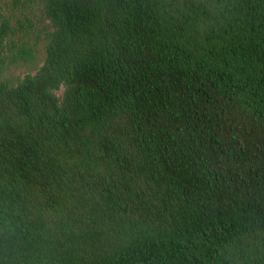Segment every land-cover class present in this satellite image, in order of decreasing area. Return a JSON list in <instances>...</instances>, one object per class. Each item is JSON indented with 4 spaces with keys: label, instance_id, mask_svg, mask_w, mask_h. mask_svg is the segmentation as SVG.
Listing matches in <instances>:
<instances>
[{
    "label": "trees",
    "instance_id": "1",
    "mask_svg": "<svg viewBox=\"0 0 264 264\" xmlns=\"http://www.w3.org/2000/svg\"><path fill=\"white\" fill-rule=\"evenodd\" d=\"M0 264H264V0H0Z\"/></svg>",
    "mask_w": 264,
    "mask_h": 264
},
{
    "label": "rangeland",
    "instance_id": "2",
    "mask_svg": "<svg viewBox=\"0 0 264 264\" xmlns=\"http://www.w3.org/2000/svg\"><path fill=\"white\" fill-rule=\"evenodd\" d=\"M32 66L30 65H21L18 68L11 69L14 74H20L23 75L24 73L28 72Z\"/></svg>",
    "mask_w": 264,
    "mask_h": 264
}]
</instances>
